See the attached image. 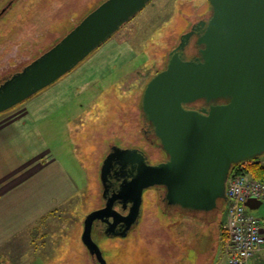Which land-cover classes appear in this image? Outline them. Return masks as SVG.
I'll return each mask as SVG.
<instances>
[{
	"label": "rangeland",
	"instance_id": "obj_1",
	"mask_svg": "<svg viewBox=\"0 0 264 264\" xmlns=\"http://www.w3.org/2000/svg\"><path fill=\"white\" fill-rule=\"evenodd\" d=\"M103 1L0 0V84L51 48ZM210 13L208 0H150L72 70L15 105L24 106L43 92L41 99L32 101L33 107L48 114L39 124L46 140L61 150L80 189L52 220L45 222L48 216L42 227L25 230L15 243L23 250L15 258H0V264H99L81 234L85 216L104 205L102 160L112 145L138 148L155 163L166 158L143 117L142 94L150 78L165 67L181 34ZM103 47L109 48L99 51ZM71 73L72 84L60 83ZM60 138L65 141L61 149L56 145ZM164 191L162 186L144 190L141 217L125 237L106 236L102 223L95 221L92 237L107 264H215L223 256L226 235L221 239L219 230L223 231L226 203L220 200L208 214L187 212L167 208L171 206L162 200ZM247 211L264 226V201Z\"/></svg>",
	"mask_w": 264,
	"mask_h": 264
},
{
	"label": "water",
	"instance_id": "obj_2",
	"mask_svg": "<svg viewBox=\"0 0 264 264\" xmlns=\"http://www.w3.org/2000/svg\"><path fill=\"white\" fill-rule=\"evenodd\" d=\"M150 0H104L58 42L0 84V113L72 70ZM210 16L181 34L165 67L147 82L141 111L166 158L149 163L134 147L110 146L100 166L104 205L83 221L81 240L107 264L92 237H125L141 217L144 190L162 186L165 205L211 212L226 201L233 164L264 153V0H208ZM196 35L197 56L183 51ZM201 101L198 109L191 104ZM112 179L119 181L111 191ZM260 204L261 201L249 198ZM121 204L126 214L115 209Z\"/></svg>",
	"mask_w": 264,
	"mask_h": 264
},
{
	"label": "crops",
	"instance_id": "obj_3",
	"mask_svg": "<svg viewBox=\"0 0 264 264\" xmlns=\"http://www.w3.org/2000/svg\"><path fill=\"white\" fill-rule=\"evenodd\" d=\"M108 48L103 47L99 51ZM71 78L72 73L60 83L68 82ZM42 96L43 92L26 105L12 107L0 114V258H15V254L18 255L17 252L23 250L21 244L15 247L22 233L27 229H32L33 232V229L35 231L37 227H42L43 224L39 221L49 213L45 222L52 220L58 208L70 202L80 189L75 177L62 161L61 150L56 151L53 148L55 144L51 145L46 140L39 124L48 114L42 112L39 106L34 108L32 101L41 99ZM64 103L66 101L62 104ZM67 121L70 123V119ZM63 144L65 145V141L61 138L56 143L59 149ZM261 155L257 160L264 164V153ZM259 205L251 201L249 206L246 202V209ZM219 232L222 239V231ZM30 234L29 232V240L33 237V233ZM25 244L28 245L27 242ZM221 250L223 256L215 264H227L223 244ZM212 261L213 256L211 263ZM251 264H264V249Z\"/></svg>",
	"mask_w": 264,
	"mask_h": 264
},
{
	"label": "built area",
	"instance_id": "obj_4",
	"mask_svg": "<svg viewBox=\"0 0 264 264\" xmlns=\"http://www.w3.org/2000/svg\"><path fill=\"white\" fill-rule=\"evenodd\" d=\"M246 161L233 164L236 167H231L226 183L222 228L226 235L223 250L227 264H251L264 249L263 223L246 209L249 198L264 201V180L244 171Z\"/></svg>",
	"mask_w": 264,
	"mask_h": 264
},
{
	"label": "flooded vegetation",
	"instance_id": "obj_5",
	"mask_svg": "<svg viewBox=\"0 0 264 264\" xmlns=\"http://www.w3.org/2000/svg\"><path fill=\"white\" fill-rule=\"evenodd\" d=\"M207 20V17L204 16V17H201L199 18L198 20H196L195 22L192 23L191 27L193 25H195L196 27H201L200 25V22L201 21H206ZM197 36L196 35H193L191 38H190V41L189 43L187 44V46L185 47L184 51H183V55L185 56L186 59H190V58H194L195 56H197L198 54V50L200 48V45L197 44ZM201 106H203V103L201 101H198V102H195L193 104L190 105V107L192 108H195V109H198L200 108ZM145 153V152H144ZM149 163H152V164H155V162H152V159L148 160ZM112 182H113V186L111 188V191H115L117 190L118 188V185H119V181L115 180V179H112ZM102 207V206H101ZM115 209L117 211H119L121 214H126L127 211H128V207L127 208H123L121 204H115ZM100 208V207H98ZM167 208H174V207H167ZM209 212H202V214H208ZM102 227L104 229L105 227V224L102 223Z\"/></svg>",
	"mask_w": 264,
	"mask_h": 264
},
{
	"label": "trees",
	"instance_id": "obj_6",
	"mask_svg": "<svg viewBox=\"0 0 264 264\" xmlns=\"http://www.w3.org/2000/svg\"><path fill=\"white\" fill-rule=\"evenodd\" d=\"M234 167H236V165L232 166V168H234ZM243 169H244V171L250 173L253 177H256L260 180H264V164H262L260 161H258L257 158L247 160L246 163H244ZM49 215H50V213L41 217L39 223H41V221L45 220V218L48 217ZM221 235H223V237H224L225 236L224 232L221 233Z\"/></svg>",
	"mask_w": 264,
	"mask_h": 264
}]
</instances>
